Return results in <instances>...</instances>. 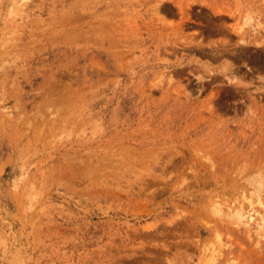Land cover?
I'll return each instance as SVG.
<instances>
[{
  "label": "rangeland",
  "instance_id": "rangeland-1",
  "mask_svg": "<svg viewBox=\"0 0 264 264\" xmlns=\"http://www.w3.org/2000/svg\"><path fill=\"white\" fill-rule=\"evenodd\" d=\"M0 264H264V0H0Z\"/></svg>",
  "mask_w": 264,
  "mask_h": 264
},
{
  "label": "bare ground",
  "instance_id": "bare-ground-1",
  "mask_svg": "<svg viewBox=\"0 0 264 264\" xmlns=\"http://www.w3.org/2000/svg\"><path fill=\"white\" fill-rule=\"evenodd\" d=\"M209 261L213 262L214 261V250L211 251V254L209 255Z\"/></svg>",
  "mask_w": 264,
  "mask_h": 264
}]
</instances>
